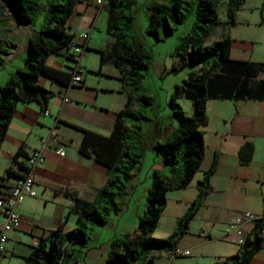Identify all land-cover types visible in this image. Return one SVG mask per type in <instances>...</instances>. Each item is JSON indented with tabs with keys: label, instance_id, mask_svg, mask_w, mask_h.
<instances>
[{
	"label": "crops",
	"instance_id": "obj_1",
	"mask_svg": "<svg viewBox=\"0 0 264 264\" xmlns=\"http://www.w3.org/2000/svg\"><path fill=\"white\" fill-rule=\"evenodd\" d=\"M104 10V5L98 4L97 0H78L68 22L67 31L75 38L90 31L82 56L84 85L61 82L41 74L39 82L54 91L48 105L50 114H45L37 101L18 102L0 148V196L7 194L17 177L25 171L23 166L26 158L19 156L14 161V155L20 150L31 154L41 146L43 139L49 136L54 127L58 139L66 148V155L57 154L51 146L47 150L46 160L33 169L38 194L27 197L19 205L21 222L8 233L6 249L0 253V264H26L25 258L32 252L34 245L64 223L73 205L66 191L91 200L107 181V166L96 159L93 151L90 150L89 155L80 151L84 137L81 128L110 134L117 113L126 107L129 100L118 67L111 62L101 63V50L107 49L114 41L108 32L111 39H107L106 44L100 40L104 38L100 25L105 17L108 24L109 15L106 16ZM220 19L222 22L218 25L226 29L223 35L232 39V58L264 62V0H246L234 24L227 22L228 15ZM30 28L15 20L10 9L0 0V36L5 41L17 43L8 63L14 62L18 56V41L23 42L26 56L25 44L32 33ZM93 53L100 55V69L87 66ZM48 63L66 72H70L72 66L67 49L51 55ZM23 65L24 62L16 67ZM16 71L10 69L4 73L0 85ZM260 77L264 78V74ZM207 113L209 122L201 127L205 156L200 169L186 188L167 193V206L153 233L158 238H166L175 231L180 219L197 199L199 184L205 172L217 158L216 170L210 176L212 190L205 196L176 245L182 250H189L190 254L173 257L163 253L155 258L153 264H214L236 254L251 236L255 219L264 216V98L210 99ZM157 119V124L152 122L145 125L146 145L154 153L155 141L168 135L177 126L173 120L165 124L160 118ZM247 141L254 144V154L249 164H242L239 150ZM158 158L162 165L153 166V169L168 172L169 166L162 158ZM7 169H11L13 174H8ZM139 170L131 182V193L136 192L142 183ZM151 185L152 181L144 187L143 197H147ZM246 213L252 216L246 217ZM77 217L78 212L71 211L64 231L76 226ZM2 223L3 215L0 213V228ZM233 225H237V228H233ZM99 228L101 226L97 228L93 242L75 245L79 264H120L109 261L111 240L115 236L137 230L138 226L123 229L105 243L99 241ZM262 236V248L253 256L250 264H264V229Z\"/></svg>",
	"mask_w": 264,
	"mask_h": 264
},
{
	"label": "trees",
	"instance_id": "obj_2",
	"mask_svg": "<svg viewBox=\"0 0 264 264\" xmlns=\"http://www.w3.org/2000/svg\"><path fill=\"white\" fill-rule=\"evenodd\" d=\"M10 9L15 20L32 28L25 48L24 65L17 68L8 80L0 85V148L7 135L18 102L37 101L42 111L48 109L54 91L39 82L41 74L52 79L70 83V72L48 63L51 55L70 47L75 36L67 31L68 22L78 0H1ZM90 1V0H86ZM222 0H149L146 4L149 17L148 32L158 41L172 35L179 24L190 16L195 17L192 30L183 37L176 53L180 57L178 69L190 62L200 63L199 70H193L188 79L175 85L170 104L179 125L168 135L157 139L154 150L157 157L169 166L168 172L154 169L152 185L147 193V210L140 216L134 232L115 236L111 240L109 261L120 264H153L155 258L176 248L185 234L190 220L202 205L205 196L212 190L210 176L217 166V158L205 172L199 184L197 199L180 219L175 231L166 238L153 235L160 217L167 206V193L186 188L200 169L205 156V141L202 126L209 122L207 103L210 99L264 98V62L240 60L231 57L232 39L224 36L213 46L206 41L213 28L222 21L219 4ZM137 0H104L108 12L107 32L113 37L111 45L101 50V63L111 62L118 67L121 79L129 94L125 108L116 116L112 132L104 135L81 128L84 137L80 151L107 166L108 178L93 199L87 200L76 193L66 191L73 200L71 210L64 223L49 236L41 238L26 256V264H79L75 245H85L96 239L97 228L111 224L114 215L123 211L131 182L142 162L146 148L145 125L152 123L148 106L154 98L144 89L143 79L152 67L153 53L134 34L135 5ZM246 0H227L228 23H236L237 13ZM47 10V21L36 29L38 15ZM219 46L218 57L213 51ZM17 48V43L5 41L0 36V70ZM212 55V58L208 56ZM72 61V59H71ZM193 101L194 112L188 115L178 103L180 98ZM157 124V123H156ZM254 154V144L245 142L239 157L242 164H249ZM26 159L29 154L18 151ZM27 161L24 164L26 168ZM8 174H13L7 169ZM20 176V175H19ZM18 176V177H19ZM71 211L78 212L76 226L64 231ZM264 216L255 219L251 236L244 241L240 250L214 264H250L253 256L262 248Z\"/></svg>",
	"mask_w": 264,
	"mask_h": 264
},
{
	"label": "rangeland",
	"instance_id": "obj_3",
	"mask_svg": "<svg viewBox=\"0 0 264 264\" xmlns=\"http://www.w3.org/2000/svg\"><path fill=\"white\" fill-rule=\"evenodd\" d=\"M148 1L149 0H137L136 2L134 34L136 38L153 53L152 67L146 71V76L143 79L145 91L154 98L152 105L148 106L149 114L154 123H157V118H160L159 120H163L165 124H169L173 120L178 126L179 123L174 117L173 109L170 104L171 95L174 91L175 85L188 79L190 73L194 69H199L201 64L190 62L188 65L174 69V66H177L180 61L176 49L181 44L183 37L192 30L195 17L193 15L190 16L186 22L178 25V28L172 35H168L166 39L158 41L147 30L149 17L146 4ZM43 2H45V0H43ZM227 9V0H222L219 4L220 17H227ZM104 12L105 15L108 16L107 11L104 10ZM46 21L47 10L44 9L38 15L35 21V27L40 29L42 24ZM100 26L102 27L101 31L104 33V38H102L103 41L102 39L100 40L106 44L107 39H111V36L107 33L106 17L105 20H103V24ZM225 31L226 29L223 25H217L208 36L206 44L213 46L216 41L224 37L223 34ZM213 51L216 53L215 57H218L219 46L216 45ZM23 56H25L23 42L18 41V56L15 58L14 62L7 63L5 67L0 70V78L4 73L10 71V69H17L16 66L24 62L22 59ZM208 56L210 59L212 58L210 53H208ZM87 66H89L90 69H100V55L93 53L91 55L90 63ZM107 67L108 66H106L105 69ZM178 103L184 108L188 115L193 114L194 104L192 100L183 97L178 100ZM161 165L162 162L160 159L155 155L151 147L146 145L145 154L139 166L140 170L138 171L142 183L134 193H131L132 191H130L129 188L130 194L126 199V203L123 205V211L120 214L113 216L111 224L99 228L101 231L98 236L101 243L109 242L115 234L122 232L125 228L133 229L138 226L140 216L144 215L147 210V199L142 196V191L148 183L151 184V176L154 171L153 166L160 167Z\"/></svg>",
	"mask_w": 264,
	"mask_h": 264
},
{
	"label": "built area",
	"instance_id": "obj_4",
	"mask_svg": "<svg viewBox=\"0 0 264 264\" xmlns=\"http://www.w3.org/2000/svg\"><path fill=\"white\" fill-rule=\"evenodd\" d=\"M97 3L104 4V0H97ZM89 37L90 31L83 32L80 37L75 38L71 44L69 56L72 59L71 83L73 85H84L85 68L82 65V56L86 49V42ZM65 101H68V99H65ZM45 114H50V111L47 109ZM57 136L58 132L54 127L50 130L49 136L43 139L41 146L29 154L26 159L27 164L24 173L17 177V181L10 191L5 195L0 196V213L3 215V223L0 228V253L6 249L9 239L8 233L20 225L21 217L18 212L19 205L27 197H35L38 194L33 169L46 160L47 150L51 146H53V149L57 154L61 156L66 155V148ZM251 216V213H246V217ZM232 227L236 229L237 225H233ZM166 254L177 257L189 255L190 251L176 247L173 251L167 252Z\"/></svg>",
	"mask_w": 264,
	"mask_h": 264
}]
</instances>
